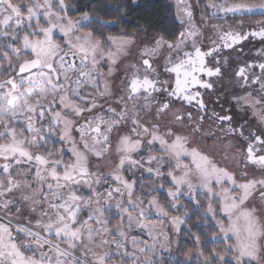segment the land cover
Masks as SVG:
<instances>
[{"label": "clouds", "instance_id": "obj_1", "mask_svg": "<svg viewBox=\"0 0 264 264\" xmlns=\"http://www.w3.org/2000/svg\"><path fill=\"white\" fill-rule=\"evenodd\" d=\"M0 264H264V0H0Z\"/></svg>", "mask_w": 264, "mask_h": 264}]
</instances>
